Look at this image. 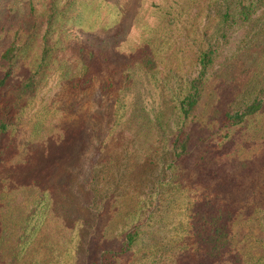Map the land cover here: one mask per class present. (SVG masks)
I'll return each instance as SVG.
<instances>
[{"label": "trees", "instance_id": "trees-1", "mask_svg": "<svg viewBox=\"0 0 264 264\" xmlns=\"http://www.w3.org/2000/svg\"><path fill=\"white\" fill-rule=\"evenodd\" d=\"M56 16L59 17L58 12L53 10L48 23L38 22L33 26V41L30 43L37 45L41 53L34 62L35 71L32 70L27 79L20 83L9 80L13 66L11 55L18 50L11 47L3 55V60L11 63L7 72H0V160L11 152L16 156L14 149L18 150V158L23 153L29 155L20 166L24 167L25 174L30 172L31 177L28 182L22 181L19 178L23 174L21 170L20 175L12 173L10 179L0 176V264H23V261L27 264V260L32 263L35 256L31 252L29 254L31 247L51 225L57 224L48 194L51 174H44L45 169L39 166L36 157L41 155L53 160L62 157L65 150L76 147L79 140L83 148H87L95 145V140L111 135H117L135 147L137 160L140 161L137 163L138 172L141 170L160 178L157 183L151 184V188L148 187L153 194L145 195L143 187L133 186L132 195L127 196L128 201L123 196L126 192H122L105 203L104 209L110 210L112 220L102 228L98 238L101 242L99 247L106 245L102 249L101 264H123L135 255L136 247L142 248L144 254H157L165 242L164 233L175 221L172 210L178 209V204L181 214L177 219L186 210L189 216L186 224L188 234H193L194 239L209 247L207 255L212 263L229 264L228 257L233 255L238 260L233 264H264V228L259 232L249 230L252 232L238 236L239 231L237 234L235 229L240 227L241 221L234 214L229 201L222 200L218 195L229 190V185L222 183L223 180L210 183L222 177L219 173L223 172V164L229 158L222 148L225 141H218L217 145L214 133L225 131V136L228 134V138H231L247 122H261V118H264V92L261 90L255 93L254 98L246 99L248 94H252L249 92L254 77L250 72L252 68L247 69L249 64L240 50L242 43L248 39L253 41L255 36L244 30L245 36L237 49L239 52L235 51L238 54L224 55L222 46L225 43L221 39L210 44L197 57V75H190L187 80L184 78L186 81L176 90L179 94L174 95L172 104L151 117L140 107H134L130 113L118 103L114 105L115 108L110 104L104 107L102 101L97 99V91L105 87L108 92L123 79L131 83V70L134 68L153 72L164 64L165 60L159 63L161 50L157 48V39L150 38L140 44L136 48L140 53L138 56H134L136 53H125L121 55L125 57L121 62L108 63L115 75H102L104 70L93 62L94 47L82 42L73 43L62 32V25L54 22ZM215 20L220 25L218 33L234 26L243 29L264 23V0L227 3L225 9L216 11ZM87 51L89 55L86 57ZM97 52V58L104 55L99 49ZM73 54L75 56L70 57ZM127 57L133 58V63H128ZM115 65L121 66L122 71ZM50 67L61 71L59 78L62 86L51 100L42 98L40 107L29 115L31 104L40 97L49 76H52ZM240 69L248 70V84L243 87L240 84L237 93V88H229L226 80L233 81ZM220 78L221 87H215L214 82ZM66 83L72 85L71 90L84 91L87 97L93 98L80 113L79 128L65 126L64 121L55 120L58 112L75 108L74 105L66 107L63 100L59 101L67 89V85L64 86ZM237 95L242 98L239 100ZM226 100H230V103ZM29 127L32 130L28 131ZM232 143L234 152L245 146L244 141L234 140ZM198 148L200 154L195 164L191 165L192 154ZM157 149L162 151L161 166L151 169L147 163ZM193 167L197 168L195 174ZM195 176L202 179L200 188L192 182ZM41 179L46 182L43 183ZM192 191H196V194L213 191L216 196L204 201L206 206L204 203L200 205L188 196ZM182 226L175 228V236L181 237L177 230ZM254 244L258 247L251 248Z\"/></svg>", "mask_w": 264, "mask_h": 264}, {"label": "rangeland", "instance_id": "rangeland-1", "mask_svg": "<svg viewBox=\"0 0 264 264\" xmlns=\"http://www.w3.org/2000/svg\"><path fill=\"white\" fill-rule=\"evenodd\" d=\"M237 1L0 0V72H7L10 67L11 62L4 61L3 55L11 47L18 51L15 50L14 55H11L13 66L9 80L11 79L12 83H20L28 78L32 70L35 71L34 62H37L41 52L37 45L30 43L33 41V26L38 22L48 23L50 12L53 10L59 15L54 18V22L62 25V32L71 38L73 43L82 42L86 46L94 47L93 62L104 70L101 72L102 75L114 74L108 63L121 62L125 59L121 55L125 53L127 55L136 53L134 56H138L140 53L136 48L146 40L156 38L157 48L161 50L158 54L159 63L165 60L164 64H160L153 72L134 68L131 70L133 73L131 83L123 79L117 82L116 88L108 92V88L104 87L99 91L97 87V99L102 101L104 107L110 104L115 108L114 105L118 103L123 105L128 113L134 107H140L151 117H155L172 104L174 95L179 94L176 90L183 82L190 75L191 77L197 75L196 63L200 52L221 39L223 44L225 43L222 46L224 55L238 54L237 49L246 30L251 32V36H255L253 41L248 39L240 45L242 57L244 56L249 64L246 67L252 68L250 72L254 77L249 92L252 94L246 96V99H252L255 93L261 90L264 92V23L243 29L234 26L229 30L222 29L218 33L220 25L215 20L219 8L225 9L227 3L235 4ZM27 42L29 44L25 45ZM97 49L109 57L101 55L97 58ZM88 52L84 56L87 57ZM74 56L75 54L70 57ZM133 61V58L127 57L128 63ZM115 66L122 71L121 66ZM50 71L52 76H49L48 84L43 87L40 97L31 104L29 115L40 107L42 98L51 100L62 86L59 78L61 71L53 68ZM247 71L240 69L233 81L226 80L229 88H237L235 90L238 93L240 84H243L241 87L248 84ZM220 81L221 78L213 85L221 87ZM65 85L67 89L59 101L63 100L66 107L74 105L75 108L58 112L55 114V120L64 121L65 126L79 128L80 113L93 98L87 97L84 91L71 90V84ZM115 89L118 91L115 92ZM236 98L240 100L242 96L237 95ZM28 129L32 130L31 127ZM112 136L101 137L94 141L95 145L87 148H83L79 140L76 147L65 150L62 157L54 158L57 159L55 163L60 160L57 164L54 163V159L48 160L41 155L36 157V162L45 169L44 174L47 176L51 174L48 179L50 189L48 194L51 197L55 214L53 216L57 224L51 225L31 247L29 254L34 253L35 259L32 263L27 260V264H101L102 249L106 245H103L104 248L99 247L101 242L98 238L102 228L112 220L110 210L104 209L105 203L112 201L122 192H126L123 196L128 201L133 186L143 187L145 195L154 193L150 192L148 187L151 188L152 183H157L160 176L155 178L141 170L138 172L137 163L140 161L137 160L135 147L117 135ZM214 136L217 145L218 141H225L226 144L222 148L229 158L223 164V172L219 173L222 177L215 181L211 180L210 183L223 180L222 183L229 185V190L226 189L227 191H222L218 195L222 200L229 201L234 208V214L241 221L240 227L235 229L237 234L239 231L238 236L243 233L247 235V232L252 231L259 232L264 228V118H261V122H247L242 129L235 131L234 137L228 138L225 131H216ZM234 140L244 141V148H237L234 152L235 147L232 143ZM13 151L16 156L11 152L0 160V176L10 179L12 173L20 175L21 170L23 174L19 178L28 182L31 173L25 174L24 167L20 165L27 161L29 155L23 153L20 154L21 158H18V150ZM199 154L198 148L192 154L191 165L195 164ZM161 155L160 149L155 150L152 160H149L147 165L151 169L158 167ZM196 171L197 168H194L193 173ZM41 181L46 182L42 179ZM192 182L200 188L202 179L195 176ZM195 192L192 191L188 196L200 205L204 203L205 206L204 201H210L216 196L213 191L197 194ZM182 213L177 219L181 214L179 204L178 209L172 210L175 221L168 226L169 231L164 233L165 242L157 254H144L142 248L136 247L135 255L123 264H214L207 255L209 247L194 239L193 234H190L191 237L188 234L186 224L189 222V216L186 210ZM59 218L61 221H58ZM179 225H183L177 230L180 231L178 234L181 237L175 236L177 235L175 228ZM250 247L258 246L254 244ZM228 260L229 264L238 262L237 257L233 255H230Z\"/></svg>", "mask_w": 264, "mask_h": 264}]
</instances>
